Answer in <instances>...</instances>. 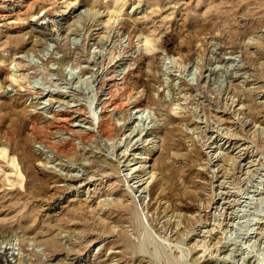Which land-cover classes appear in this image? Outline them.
<instances>
[{
  "label": "rangeland",
  "instance_id": "obj_1",
  "mask_svg": "<svg viewBox=\"0 0 264 264\" xmlns=\"http://www.w3.org/2000/svg\"><path fill=\"white\" fill-rule=\"evenodd\" d=\"M0 155V264H264V0H0Z\"/></svg>",
  "mask_w": 264,
  "mask_h": 264
},
{
  "label": "bare ground",
  "instance_id": "obj_2",
  "mask_svg": "<svg viewBox=\"0 0 264 264\" xmlns=\"http://www.w3.org/2000/svg\"><path fill=\"white\" fill-rule=\"evenodd\" d=\"M55 2V1H54ZM65 11L63 10V11H59V12H54V14L52 15L51 13H49L47 10L46 11H44V12H42V13H40V14H38L37 15V17L35 18V21H37L38 22V24H47L48 22H50V21H52L51 20V16L52 17H59V18H61V17H63L64 15H65ZM4 18V17H3ZM32 18H33V16H32ZM6 19V18H5ZM28 19V18H27ZM52 19H54V18H52ZM16 66V65H15ZM101 71H99L98 73H100ZM107 72V71H106ZM102 75H105V74H102ZM102 75H100V74H98L97 75V77H96V82H97V85L98 86H100V85H102L101 86V90H97L98 91V93L97 94H99V96L101 97V104H100V114L97 116L95 113H94V115H96V116H92V118H90L89 119V115H88V111H87V109H80V108H78V106H77V104L78 103H76V104H73L74 102H72V103H68L67 105H65L66 107L65 108H61V109H54L56 106H54V108H53V111H52V113H51V115L49 114V118H50V120L48 121L49 123H47V122H45V124L47 123V125H50L51 123H58L59 124V128L60 129H62V131H64L67 135H66V137H65V140H67L70 144H73V146H74V148H77L76 147V142H78V144L80 143H85V142H87L88 140H91L92 138H95V137H102V138H104V137H110L111 136V138H112V135H111V121H109V119H110V117L112 116V115H114L115 113H117L118 111H125V110H131V111H129V112H131V113H134V112H137L138 111V109L137 108H139V106H140V104H139V101H138V99L137 98H135L133 101H130V100H128V99H126V101H123L122 99H120V95L118 96L119 98V100L117 101L116 99H115V97H114V93L112 92V91H110V86H109V84L112 82L113 83V81L116 79L115 77H113V76H106V77H103ZM49 79V78H48ZM91 83V82H90ZM95 83V82H94ZM106 83L108 84V87H106L105 85H106ZM54 84V83H53ZM100 84V85H99ZM69 85V84H68ZM68 85H67V87H68ZM97 86V87H98ZM72 87V86H71ZM70 87V88H71ZM84 87V86H83ZM83 87H81V88H83ZM74 88V87H73ZM95 88V87H94ZM57 89V88H56ZM58 89H59V87H58ZM67 89H69V88H67ZM96 89H98V88H96ZM122 89V88H121ZM74 90H79L78 88L77 89H74ZM123 90V89H122ZM122 90H120V91H122ZM61 91V90H60ZM68 91H70L71 92V90H68ZM80 91V90H79ZM82 91V90H81ZM83 91H84V89H83ZM96 91V92H97ZM50 92V91H49ZM62 92V91H61ZM70 92H68V93H70ZM74 92V91H73ZM51 93V92H50ZM65 93V92H64ZM67 93V92H66ZM53 94V93H52ZM72 94V93H71ZM86 94V93H85ZM56 95V94H55ZM74 95H76V94H74ZM83 95H84V93H83ZM94 95V94H93ZM122 95V94H121ZM137 95V94H136ZM96 96V95H95ZM38 97V96H37ZM76 97V96H75ZM88 98H89V96H87ZM68 98H70V97H68ZM78 98H80L81 99V97H78ZM123 98H124V96H123ZM56 98H53V100H55ZM77 99V98H76ZM90 99V98H89ZM124 99V100H125ZM57 100H59V98L57 99ZM56 100V101H57ZM73 100V99H72ZM93 100V99H92ZM70 101V100H69ZM89 101V100H88ZM43 102V101H42ZM52 102V101H51ZM57 102H60V101H57ZM63 102H65L64 100H63ZM67 102V101H66ZM80 102V101H79ZM55 103V102H54ZM81 103V102H80ZM91 103V102H90ZM92 103H93V101H92ZM92 103L90 104V105H92ZM96 104H97V102H95ZM141 103V102H140ZM52 104H53V102H52ZM61 104H63V103H61ZM82 104V103H81ZM84 104V103H83ZM86 104H88V102L86 103ZM142 104V103H141ZM89 105V106H90ZM95 105V104H94ZM93 105V106H94ZM63 106H64V104H63ZM84 106V105H83ZM44 107V106H43ZM87 107V106H86ZM90 107H92V106H90ZM98 108V109H99ZM142 109V108H141ZM93 109L91 108V111H92ZM89 111H90V108H89ZM96 112V111H95ZM93 113V112H92ZM125 113H127V112H125ZM139 113V112H138ZM47 115V114H46ZM91 115V114H90ZM93 115V114H92ZM128 115H129V113H128ZM136 117V116H135ZM48 118V119H49ZM138 118V117H137ZM125 119V118H124ZM86 121H89L90 123H91V127L89 128V127H85V125L83 126V124L86 122ZM127 121H129V119L127 120ZM124 123H125V121H123ZM122 122V123H123ZM52 124V125H53ZM87 124V123H86ZM34 125H36V124H34ZM57 125V124H56ZM30 126H32V125H30ZM46 126V125H45ZM90 126V125H89ZM55 127V126H54ZM57 127V126H56ZM83 127H85V128H83ZM30 128V127H29ZM40 128V127H39ZM48 128V127H47ZM59 128H58V131H59ZM33 130H32V132H33V134H34V130L36 131V127H34V128H32ZM41 129V128H40ZM48 130V129H47ZM57 130V129H56ZM136 130V129H135ZM31 131V130H30ZM29 131V132H30ZM41 131V130H40ZM44 131V130H43ZM132 132V131H131ZM130 132V133H131ZM51 133V132H50ZM64 133V134H65ZM134 133V132H133ZM148 133V132H147ZM32 134V133H31ZM49 134V133H48ZM56 134V133H55ZM58 134V133H57ZM50 135V134H49ZM129 135V134H128ZM135 135V134H134ZM140 135V134H139ZM51 136V135H50ZM60 136V135H59ZM49 137V136H48ZM57 137V136H56ZM62 137V136H61ZM61 137H59V138H61ZM140 138H141V135L139 136ZM52 138V137H51ZM54 138V137H53ZM127 138H129V137H127ZM132 138V137H131ZM134 138V137H133ZM138 138V137H137ZM99 139V138H98ZM121 139V138H120ZM123 139V138H122ZM125 139V138H124ZM49 140V139H48ZM58 141L60 140V139H57ZM109 140H110V138L107 140L108 142H109ZM114 140V139H113ZM112 140V141H113ZM126 140V139H125ZM137 140V139H136ZM53 141H56V140H53ZM104 141H105V139H104ZM116 141V140H115ZM114 141V142H115ZM120 142H122V140H119ZM138 141V140H137ZM52 142V141H51ZM108 142H105V144H107ZM125 142V141H124ZM42 144H43V147L45 146L47 149H49L50 151H54V149H53V145L51 144L50 145V141L48 142V141H45V140H43L42 142H41ZM62 143H64L63 141H62ZM61 143V144H62ZM102 144L104 143V142H101ZM123 143V142H122ZM60 144V143H59ZM79 144V145H80ZM115 144H116V142H115ZM117 144H119L118 142H117ZM58 145V144H57ZM111 145V144H110ZM78 146V145H77ZM115 146V145H114ZM58 147V146H57ZM80 147H81V149H82V146L80 145ZM84 148V147H83ZM78 149V148H77ZM76 149V150H77ZM45 150V149H44ZM78 151V150H77ZM76 151V152H77ZM80 151V150H79ZM83 152V151H82ZM86 152V151H85ZM125 153H127V152H125ZM54 154V153H53ZM56 154V153H55ZM58 154V153H57ZM121 154H122V152H121ZM120 154V155H121ZM119 155V154H118ZM1 156V155H0ZM126 156V155H125ZM2 157V156H1ZM1 157H0V160H1ZM3 160H4V158H3ZM1 162H3V161H1ZM4 164V163H3ZM1 166H3L2 165V163L0 164V167ZM5 166V165H4ZM3 166V167H4ZM6 167H7V165H6ZM2 169V168H1ZM76 176V175H75ZM74 176V177H75ZM82 176V175H81ZM80 176V177H81ZM85 177V176H84ZM84 177H82V178H84ZM88 177V176H87ZM72 178V177H71ZM86 178V177H85ZM75 179V178H74ZM77 179H79V178H77ZM92 179V178H91ZM142 179V178H141ZM80 180V179H79ZM89 180V179H88ZM75 181V180H74ZM141 181V180H140ZM82 182V181H81ZM84 182V181H83ZM86 182V181H85ZM137 182V181H136ZM78 184H79V186L80 185H82L81 183H79L78 182ZM69 185V184H68ZM84 185V184H83ZM78 188V187H77ZM147 188V187H146ZM58 201V200H57ZM58 204V203H57ZM51 206H53V205H51ZM50 206V207H51ZM0 254H1V252H0ZM1 259V258H0Z\"/></svg>",
  "mask_w": 264,
  "mask_h": 264
}]
</instances>
